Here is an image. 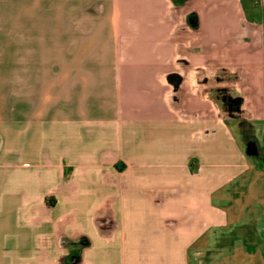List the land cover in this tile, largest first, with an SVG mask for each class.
I'll return each mask as SVG.
<instances>
[{"label": "crops", "instance_id": "1", "mask_svg": "<svg viewBox=\"0 0 264 264\" xmlns=\"http://www.w3.org/2000/svg\"><path fill=\"white\" fill-rule=\"evenodd\" d=\"M237 1L207 0L190 44L245 45ZM136 4L128 58L114 31L92 46L87 16L70 14L62 28L54 9L22 12V39L35 20L36 43L0 64V264L216 262V233L241 213L264 230V165L242 153L213 103L174 99L176 86L194 83L172 76L188 46L174 43L164 0ZM233 244L223 252L229 264H264V236L254 248Z\"/></svg>", "mask_w": 264, "mask_h": 264}, {"label": "rangeland", "instance_id": "2", "mask_svg": "<svg viewBox=\"0 0 264 264\" xmlns=\"http://www.w3.org/2000/svg\"><path fill=\"white\" fill-rule=\"evenodd\" d=\"M149 1L157 2L159 0ZM164 1L166 2V11L173 19L174 43L188 46V51H184L182 47L178 49V51L182 50V55H184L183 58L179 56L178 61H183L186 64L173 71L172 76L185 77L188 80L194 78L191 80L194 83L189 82L186 86L180 84L174 88L177 90L174 92V99L178 95L179 100L187 93L193 99H196V95L199 98L204 97L207 107L210 109L214 105L217 113L221 115L222 123L230 126L242 153L259 160L261 165H264V0H238L236 5L231 7V10L235 7V11L247 14L248 20L245 24L250 30L251 37L248 36V42L243 46H240L239 43L236 46H221L218 52L210 50L206 43L203 48L202 38H198L201 43L197 42V45H191L194 34H196L194 30L199 25L198 13L209 12L207 0ZM37 7H43L42 10H39L41 12H51L54 9L55 14H59L61 18L62 28L63 24L68 22L67 17L70 14L87 16L92 26V30L90 29L87 33L90 36L89 40L93 41L92 46L97 44L100 34L107 33L111 37L114 31L115 35L120 36L118 39H121L120 41L125 45L120 54L124 58H128V55L132 54L128 53V46L134 39L135 24L141 23L139 19L133 17V12L141 8L140 5H133V0H12V6L7 2V16L4 15V3L0 5V17L2 16L0 19V64L4 61H19L21 44L36 43V37H33L36 36V33L31 31L33 28L31 24L35 23V20L28 21L30 33L29 37L25 38V43L20 27L24 23L21 17L22 12H37L35 10ZM45 21L40 22L44 23ZM78 23L81 26L84 21L79 20ZM63 34L62 31L61 40L65 39ZM44 39L48 40L49 38L41 37L39 44H45ZM42 48L44 50L42 57L47 59L48 48ZM103 50V55L106 58L108 54L105 52L106 46ZM28 55L26 57L31 59V54L28 53ZM240 185L237 195L239 200H241L244 191L243 181ZM242 200L241 206L245 203L243 198ZM240 216L242 220L236 227L226 228L220 233H216V237L219 239L217 246L222 251L219 261L213 262L212 254H207L204 257L201 255L200 260H193L192 263L229 264L226 260L227 255L224 253L233 247L235 240L238 243L244 240L247 242V245H238L239 248L256 247V244L264 236V230L255 227L257 221L244 220L245 213H241ZM232 264L258 263L254 259L238 256Z\"/></svg>", "mask_w": 264, "mask_h": 264}]
</instances>
